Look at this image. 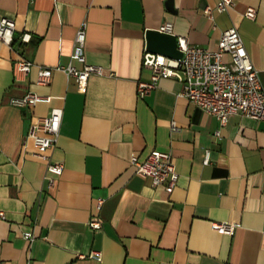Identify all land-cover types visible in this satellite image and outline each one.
<instances>
[{
    "label": "crops",
    "instance_id": "obj_1",
    "mask_svg": "<svg viewBox=\"0 0 264 264\" xmlns=\"http://www.w3.org/2000/svg\"><path fill=\"white\" fill-rule=\"evenodd\" d=\"M217 1L0 0V20L15 22L12 46L0 40V264H264V120L232 114L220 126L174 78L137 94L138 81L151 77L146 30L165 22L187 43L212 50L236 26L264 87V0H234L226 11L214 8ZM248 7L255 18L244 15ZM83 21L86 62L104 73L81 91L59 67L70 62ZM20 59L32 61L30 71L15 70ZM40 67L53 68L48 84L37 83ZM28 90L52 98L10 104ZM54 112L62 120L50 152L64 169L53 177L30 129ZM153 149L172 154V192L130 162ZM93 215L100 229L90 227ZM213 221L233 223V233L218 232Z\"/></svg>",
    "mask_w": 264,
    "mask_h": 264
},
{
    "label": "built area",
    "instance_id": "obj_2",
    "mask_svg": "<svg viewBox=\"0 0 264 264\" xmlns=\"http://www.w3.org/2000/svg\"><path fill=\"white\" fill-rule=\"evenodd\" d=\"M234 0H218L215 9L226 11L233 7ZM213 8L205 7V12L212 17ZM257 10L248 7L244 15L255 18ZM15 22L13 19L3 17L0 20V40L12 46L14 38ZM161 31L171 32L172 24L165 22ZM30 34L23 33L21 39L28 41ZM86 42V22L83 21L76 32L75 50L71 54L70 62L60 66L66 75L74 78L78 88L84 91L88 85V79L92 74H103L102 65L86 62L83 48ZM178 47L183 51L180 58H172L163 54L154 53L147 48L144 49L143 64L151 68L149 80H139L137 94L139 97L148 95L161 78H174L182 82L181 95L187 97L191 102L214 115L220 126L227 124L232 114H241L252 119L264 120V87L258 69L244 45L242 37L236 26H231L222 31L215 49H209L199 45L187 43L185 38L178 37ZM230 56V61H225L224 55ZM73 60L80 61L83 66L76 67ZM32 61L20 59L15 62L14 68L18 72L30 71ZM53 68L40 67L37 83L48 84L51 80ZM50 95H42L28 90L21 96L11 97L10 104L16 107H33L39 102H48ZM61 114L50 113L38 117L32 124L30 135L33 137L34 145L39 157L47 162V172L60 175L63 172L62 162L52 160L51 149L55 146L60 132ZM178 127L172 122L171 130ZM219 130H216V135ZM204 161L209 162L207 151ZM135 166L136 172L144 177H149L154 185H164L168 192H172L178 180L176 164L170 151L159 149L151 150L144 159L136 155L130 158ZM51 177V181L53 180ZM103 199L98 200V208L101 207ZM90 227L100 229L102 221L98 215H93L89 221ZM215 230L223 234H232L235 225L229 221H213ZM24 237L33 239V232L24 231ZM91 256L100 258L99 251H92ZM26 264H31L28 260Z\"/></svg>",
    "mask_w": 264,
    "mask_h": 264
},
{
    "label": "water",
    "instance_id": "obj_3",
    "mask_svg": "<svg viewBox=\"0 0 264 264\" xmlns=\"http://www.w3.org/2000/svg\"><path fill=\"white\" fill-rule=\"evenodd\" d=\"M145 36L147 50L172 58H180L183 55V51L178 47V37L174 33L147 29Z\"/></svg>",
    "mask_w": 264,
    "mask_h": 264
}]
</instances>
